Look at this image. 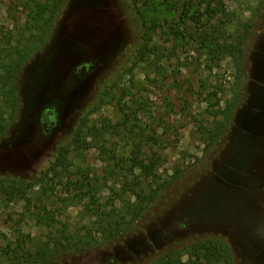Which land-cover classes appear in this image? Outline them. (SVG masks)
Instances as JSON below:
<instances>
[{"label": "rangeland", "instance_id": "374dc122", "mask_svg": "<svg viewBox=\"0 0 264 264\" xmlns=\"http://www.w3.org/2000/svg\"><path fill=\"white\" fill-rule=\"evenodd\" d=\"M31 50L0 173L37 184L30 205L0 198V254L63 247L144 190L158 192L129 235L61 264H138L214 237L235 264H264V0H0V60ZM82 109L105 140L46 177Z\"/></svg>", "mask_w": 264, "mask_h": 264}, {"label": "trees", "instance_id": "16d2710c", "mask_svg": "<svg viewBox=\"0 0 264 264\" xmlns=\"http://www.w3.org/2000/svg\"><path fill=\"white\" fill-rule=\"evenodd\" d=\"M139 2L140 0H131L133 7H137ZM59 9L60 3H56L51 10V16L45 21L47 29L43 33V37L39 38L41 45L47 42L49 30ZM143 22H145L144 19H141L140 26L146 31L142 33V40L145 44L137 50V53L141 55L140 57L147 53V43L154 32V29L151 30V28L144 26ZM249 30L248 26L246 28L247 35L236 38L238 40L242 39L239 44L245 45L249 41ZM236 52L240 54L241 62H243L244 49L240 48L239 45ZM26 53V55H20V59L17 61L11 59L7 63L3 58L0 60V100L2 104L0 107V138L6 135L8 125L16 120L20 112L19 75L22 72L24 61L30 58L32 50ZM6 59H10L9 55ZM85 112L87 110H80L69 136L55 146L54 156L43 172L46 177L68 171L70 167L69 158L72 153L88 151L93 147V142L99 145L100 140H105L106 132H109L108 126H103L100 129L88 126V114ZM140 169H142V166H140ZM176 175H178V172H176ZM36 184L35 181L0 173V198L8 205L18 203L30 205V196L35 192ZM157 192H153V197H151L152 195H146L145 191L141 190L135 194L138 199L136 204L123 207L120 212H108L103 216L96 215L97 217L89 223L91 229L89 232L72 235L63 247L57 244L43 243L34 249L10 248L9 252L5 251V253L0 254V264H61L67 257L77 256L90 249L102 246L111 247L130 234L135 224L144 214L146 205L151 202V199H154ZM138 264L235 263L229 244L222 238L214 237L206 240H196L189 245H180L162 253L148 254Z\"/></svg>", "mask_w": 264, "mask_h": 264}]
</instances>
